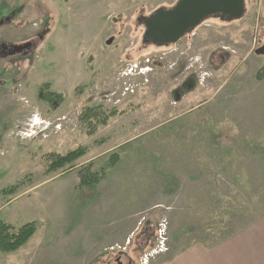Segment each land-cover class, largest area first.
Wrapping results in <instances>:
<instances>
[{
    "label": "rangeland",
    "instance_id": "rangeland-1",
    "mask_svg": "<svg viewBox=\"0 0 264 264\" xmlns=\"http://www.w3.org/2000/svg\"><path fill=\"white\" fill-rule=\"evenodd\" d=\"M177 1L0 0V220L38 226L0 264H159L264 216V0L144 44L142 15Z\"/></svg>",
    "mask_w": 264,
    "mask_h": 264
},
{
    "label": "trees",
    "instance_id": "trees-1",
    "mask_svg": "<svg viewBox=\"0 0 264 264\" xmlns=\"http://www.w3.org/2000/svg\"><path fill=\"white\" fill-rule=\"evenodd\" d=\"M259 78H262L264 75V69L260 71ZM39 98L44 100L49 104L51 109L58 108L62 101H64V93L61 92H51L48 84L41 85L38 89ZM115 114L119 112L113 111ZM103 114V106L98 107H88L85 110L84 120L87 122L88 126L92 129L93 127V118H97L102 123H106L107 120L113 115H109L108 111H105L104 116L101 118L100 115ZM110 116V117H109ZM88 153V148L86 146H79L65 155H55L51 160L48 171L56 172L59 170H63L64 172L69 171L74 168L76 164H74L78 159L83 157ZM112 158L110 157V160ZM118 158H114L112 162L115 163ZM81 184L83 186H93L95 183H98L102 176H99V173L92 172L90 167L86 169H82L79 172ZM4 193L14 194L16 192V188L11 186L8 189L3 190ZM37 224L36 222H28L27 224L21 226L17 230L13 231V227L3 221L0 220V250L3 252H15L19 250L22 246H24L29 239L37 232ZM13 229V230H12Z\"/></svg>",
    "mask_w": 264,
    "mask_h": 264
},
{
    "label": "water",
    "instance_id": "water-1",
    "mask_svg": "<svg viewBox=\"0 0 264 264\" xmlns=\"http://www.w3.org/2000/svg\"><path fill=\"white\" fill-rule=\"evenodd\" d=\"M245 0H178L170 9H158L145 20L146 37L155 42H174L209 16L242 18Z\"/></svg>",
    "mask_w": 264,
    "mask_h": 264
},
{
    "label": "crops",
    "instance_id": "crops-1",
    "mask_svg": "<svg viewBox=\"0 0 264 264\" xmlns=\"http://www.w3.org/2000/svg\"><path fill=\"white\" fill-rule=\"evenodd\" d=\"M159 264H264V216L232 239L196 246ZM157 264V263H155Z\"/></svg>",
    "mask_w": 264,
    "mask_h": 264
},
{
    "label": "flooded vegetation",
    "instance_id": "flooded-vegetation-1",
    "mask_svg": "<svg viewBox=\"0 0 264 264\" xmlns=\"http://www.w3.org/2000/svg\"><path fill=\"white\" fill-rule=\"evenodd\" d=\"M225 18H227V16H225ZM219 19H221V18L219 17ZM151 39H153V38H151ZM262 50H264V49H262Z\"/></svg>",
    "mask_w": 264,
    "mask_h": 264
}]
</instances>
